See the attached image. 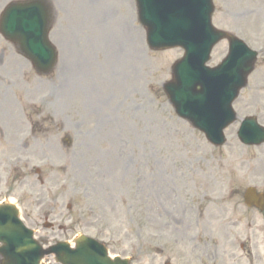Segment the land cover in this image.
<instances>
[{"label":"rangeland","instance_id":"rangeland-1","mask_svg":"<svg viewBox=\"0 0 264 264\" xmlns=\"http://www.w3.org/2000/svg\"><path fill=\"white\" fill-rule=\"evenodd\" d=\"M214 4L213 23L260 52L235 109L242 116L262 107L264 121V0ZM62 17L58 10L51 34L59 49L55 71L39 76L27 61L24 80L13 70L9 96L0 101V150L9 145L4 151L16 163L7 185L0 182V201L18 203L38 238L88 234L132 264H264V212L242 197L248 186L264 189V147L243 146L237 125L226 130V146L214 147L177 117L162 85L180 49L152 51L138 22L126 38L119 19L110 18L106 38L116 26L125 44L117 58L109 62L96 47L103 39L76 28L71 35L82 54L65 61L71 40ZM226 49L220 42L210 64ZM46 219L54 229H44Z\"/></svg>","mask_w":264,"mask_h":264},{"label":"water","instance_id":"water-1","mask_svg":"<svg viewBox=\"0 0 264 264\" xmlns=\"http://www.w3.org/2000/svg\"><path fill=\"white\" fill-rule=\"evenodd\" d=\"M147 2L148 1H146V3ZM211 3V0H195L192 1L190 5L194 6L201 4L203 7H207L208 13H211L213 9ZM35 7L37 8V13L35 15L44 21L39 23V29L43 28V36L41 38L37 36L33 38V32L22 30L24 38L22 40L26 43L25 47L27 52L40 69V72H49L56 63L57 53L47 39L49 24L47 14L45 10H43L44 7L41 5H35ZM193 10L194 9H190L191 12H193ZM43 14L45 19L42 17ZM40 18H38L39 21H41ZM153 27L156 28L155 25ZM16 30H18V28ZM16 30H12V34H14ZM217 33L219 35L216 34L215 38L227 36L223 32ZM154 34L157 37V30L154 31ZM228 37L231 40L235 39L233 36ZM175 40L176 42H180L177 41L179 38ZM184 45L188 49L187 62L184 63L194 68L192 65L196 64L199 60L198 52L202 55L205 49L198 48L192 42H185ZM151 46L156 49L169 47V45L163 44L160 40L158 42H151ZM244 61H246V59L241 61V63ZM254 61L255 58L248 60L244 63L245 66H243V68H238V65H235L228 69V74L233 80L237 79V75L240 76L238 79L241 81L240 83L234 81L230 84H235V93L246 84L247 75L252 71ZM184 63L182 62L178 65L175 79L172 83L166 84V89L170 92V98L177 112L183 117L191 119L197 125L199 121H201L205 125V128L199 126L207 132L214 143L220 144V139L222 138V136L219 137V135L222 134L221 127L214 130L212 128L213 126H210L208 123H216L219 115L227 113L229 114L223 116L226 124L233 121L234 113L230 106L231 102H227L225 98H217V92L213 93L211 100L204 98L205 96L200 97L193 95L191 93V84L189 81H195L199 74L197 73V69L190 75L181 70L179 71V78L178 69L184 68ZM229 64L232 65V63ZM222 70L223 68L217 70L216 73L219 74ZM169 84H172V86H169ZM174 86L177 88L172 92L171 89ZM192 90H197L196 85ZM227 91L229 90H226V92ZM258 201L264 206L263 196L259 197ZM33 234V230L27 229L19 220L18 210L15 206L11 204L0 205V243L2 244L0 246V264H40L41 260L51 253H55L56 259L63 264H129L128 260L119 258L111 260L107 256V249L102 244L86 236H80L76 239L75 249L70 248L67 242H58L56 245L44 249L40 241L34 239Z\"/></svg>","mask_w":264,"mask_h":264},{"label":"bare ground","instance_id":"bare-ground-1","mask_svg":"<svg viewBox=\"0 0 264 264\" xmlns=\"http://www.w3.org/2000/svg\"><path fill=\"white\" fill-rule=\"evenodd\" d=\"M68 1H73L74 2V15L76 16H70L67 15L66 19L71 20V21H76L78 19V15L81 11V9L84 6H88V1L89 0H62V2L66 5L68 3ZM113 3L116 5V7L119 9L120 11V25L122 26V36L125 37L127 36V24L129 22V20L131 19V5H130V1L129 0H112ZM88 8V7H87ZM92 11V10H90ZM107 11H111V15L110 17L114 14V10H107ZM105 13V12H104ZM103 12H100L99 14L96 13V9H94V11L92 13H90V16L92 18H96L98 16V18L101 16L100 19H98L99 23H104L106 21H108L110 19V17L108 18H103ZM107 16V15H106ZM118 29L116 30L115 28L112 30V33H109V37L106 40V44L104 46H101V50L104 53L105 50L107 51H111L112 52V57L117 58L116 54H115V50L114 47L117 49L118 46L121 44V40L118 39ZM112 36H115V40ZM129 43V40H128ZM72 52L73 49H69V53L67 52V56L65 57L67 59L68 56L72 57ZM107 60L110 62V58L107 57ZM65 66V65H64Z\"/></svg>","mask_w":264,"mask_h":264},{"label":"flooded vegetation","instance_id":"flooded-vegetation-1","mask_svg":"<svg viewBox=\"0 0 264 264\" xmlns=\"http://www.w3.org/2000/svg\"><path fill=\"white\" fill-rule=\"evenodd\" d=\"M4 50V49H3Z\"/></svg>","mask_w":264,"mask_h":264}]
</instances>
